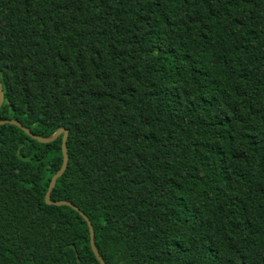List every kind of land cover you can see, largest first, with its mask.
<instances>
[{"label": "trees", "instance_id": "16d2710c", "mask_svg": "<svg viewBox=\"0 0 264 264\" xmlns=\"http://www.w3.org/2000/svg\"><path fill=\"white\" fill-rule=\"evenodd\" d=\"M0 82L107 264H264V0H0ZM62 164L0 125V264H101Z\"/></svg>", "mask_w": 264, "mask_h": 264}, {"label": "water", "instance_id": "95a60500", "mask_svg": "<svg viewBox=\"0 0 264 264\" xmlns=\"http://www.w3.org/2000/svg\"><path fill=\"white\" fill-rule=\"evenodd\" d=\"M3 102H4V90H3V85L0 82V106L3 104ZM6 123H9V124H12V125H16L20 129H22L26 134H28L29 136H31L33 139L37 140L40 143L53 142L59 136L62 135L63 164H62L60 170L52 177V179L50 181V184H49L46 196H45V201L49 205L53 204V205H56V206H69V207L73 208L75 211L80 213V215L85 219V221L87 222V225L89 227L90 245H91V249H92L93 253L95 254V256L97 257V259L100 261L101 264H107L105 262V260L103 259V257L101 256V254H99V252H98V250L96 248L95 231H94V228H93L89 218L77 206H75L70 201H66V200L52 201L51 200V193H52V191H53V189H54V187L56 185V182H57L58 178L60 176H62L63 173L66 171V168H67L68 162H69V155H68V151H67V139H68V135H69L68 130L65 129V128H60L59 130H57L50 137H39V136H36L33 133H31V131L19 121H16V120H2V121H0V125L6 124Z\"/></svg>", "mask_w": 264, "mask_h": 264}]
</instances>
